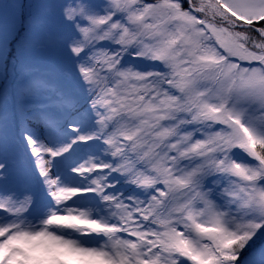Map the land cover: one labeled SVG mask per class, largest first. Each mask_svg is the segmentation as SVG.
<instances>
[{"label": "snow or ice", "instance_id": "obj_1", "mask_svg": "<svg viewBox=\"0 0 264 264\" xmlns=\"http://www.w3.org/2000/svg\"><path fill=\"white\" fill-rule=\"evenodd\" d=\"M0 264H264V0H0Z\"/></svg>", "mask_w": 264, "mask_h": 264}]
</instances>
